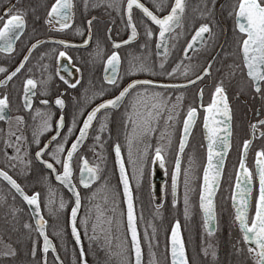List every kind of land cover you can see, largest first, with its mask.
Segmentation results:
<instances>
[{
  "label": "snow or ice",
  "instance_id": "1",
  "mask_svg": "<svg viewBox=\"0 0 264 264\" xmlns=\"http://www.w3.org/2000/svg\"><path fill=\"white\" fill-rule=\"evenodd\" d=\"M215 5V0H210ZM209 0H205L204 7L199 9V16L202 18L198 26H194L191 39L186 41V46L182 49L183 54L187 56L189 50L196 48L197 44L201 46H208L210 42L214 43L216 39V32L213 24L212 9L208 7ZM87 0H85V8H87ZM94 7L96 5H93ZM113 4H109V7H113ZM73 0H53L49 9L47 10L45 23L53 25L56 21L58 28L56 30H64L71 27V21L73 16ZM134 8L139 9L142 13L144 27V35L146 37L145 43L141 47H147L148 42L154 40L155 48L157 49V56L159 59V69L165 73L168 77H172L176 73H181L186 78L191 71L190 65H184L181 61L177 63L175 67H171V71L165 67L168 57L170 55V49L175 47L174 40L178 39L182 34L177 32V29H181L184 26L185 15L188 8L187 0H169L167 5L155 4V11L150 9L141 2V0H126V4L122 6L123 15L126 16L124 21L125 27L130 29V34L126 40L119 42H113V49H119L121 45L130 44L132 41L137 40L140 35L138 31V24L134 19ZM158 12L164 14H157ZM229 16L233 19V33L234 42L236 45L235 53L233 54L239 62L234 59L232 64L227 65L229 77H234L236 71H239L244 80L246 81V87L252 93L253 97H259L264 102V0H234L229 11ZM27 11L23 8H19L14 4H10L0 12V52L6 54H12L15 52L16 42L23 36L27 27ZM95 17L87 21V39L83 40V45L87 46L91 40L92 24ZM155 26V27H153ZM55 27V26H54ZM77 33L83 35L81 29H76ZM111 29H109V32ZM44 43L41 40H36L31 44L28 49V54L23 56L19 64L11 72L7 68L0 66V73H4V78L0 80V86H5L13 78L17 77L22 70L26 69V65L30 61L33 50ZM52 43L62 45L65 48L72 46L67 40H53ZM162 50V51H161ZM57 61H62L64 58L71 60L68 53L64 50L57 51ZM102 49L99 42H97V50L93 54L94 56H101ZM46 54L41 55V59ZM227 55V54H226ZM215 63V57L207 61V66L203 67L199 74L193 73L195 79L187 78L186 85H194L197 81H201L204 77L211 75L213 64ZM122 59L119 51L113 50L110 55L107 56L104 63V77L103 80L106 85L116 89L117 94L111 95L110 98L101 99V102L97 103L91 110L87 112L86 116L82 119V123L78 125L75 114L73 115L71 126H66L64 109L66 108L65 95L68 94L69 89H76L80 84V79L70 81L66 77L60 74V69L68 68L66 63L58 64L56 69V75L59 79L68 85L63 92L55 95L54 100L49 99V82L52 80V75H49L47 79H36L33 76H28L22 84V101L23 108L31 111L33 109V98L37 96L39 91L40 96L43 97L40 103L44 105V108L35 109L33 115V122L35 127L33 128L32 138L33 142L38 146L34 153H29L26 147L27 137L24 135V128L26 125L25 117L23 115H17L11 117L7 114V110L10 108L9 94L4 92L0 95V120H6L9 124L8 136L4 140V144L8 148L14 149V154L9 155L5 152L7 158V164L10 168H17L23 166L24 169H31L33 160L42 165L51 174H55V180L60 184L67 187V189L74 196V205L71 207L70 224L71 235L75 238V244L80 245L78 255L73 253V264H87L85 258V250L81 243L80 226L84 229V234L87 235L90 224V217L85 214L84 217L79 219L78 224V211L81 208V193L78 190L77 183H74V169L77 167L74 157H77L80 161L78 166L79 180L78 184L82 185L85 189L99 181L101 178V164H90L86 157L80 156L79 149L83 142L89 137L90 130L96 132L94 137L95 144H100L103 147L101 133L108 130L109 114L112 109L123 108L122 127L126 131V142L128 145V161L133 165V176L137 180L139 185L141 178L144 175V160L148 156V146L145 145L143 152L139 153L137 157L133 156V146L135 144L143 142L144 138L156 130V126L162 117L163 113H167V121L175 122L178 115L177 109L180 105L183 94L177 95L175 102L172 101L170 96L165 95L164 92L156 90L157 84L151 79H133L127 83L126 86L119 84L121 78L120 68ZM155 63L152 65L147 64L143 60L130 63L126 72H153L155 71ZM48 65L39 64V69L43 72L47 70ZM31 72V69H27ZM76 71H81L76 68ZM72 75V73H69ZM177 84L161 85L163 88L177 89L184 87ZM94 95L104 97L105 93L103 89L98 90ZM199 95L203 98V89H200ZM74 102L76 98H72ZM55 106L59 111L57 119H53L54 113L49 110L50 106ZM204 107L203 105H201ZM264 106V104H262ZM102 116L98 114L102 113ZM197 108L189 107L187 109L186 116L183 118V135L179 139L178 154L175 158V167L171 173V190L173 195L172 203L176 204V193L178 178L181 174V158L185 150V146L188 142L191 129L196 121ZM15 121L16 129L13 130L12 122ZM38 120V123H37ZM204 129H206L207 139V163L203 168V184L199 195V206L203 210L204 226L207 230V235L212 236L214 228L212 221L216 220L215 202L214 197L220 184L222 171L224 167V158L231 147V137L233 134L232 120L233 113L232 107L228 101V94L224 84V78L222 77L218 83H216L214 92L211 95V102L205 107L204 115ZM94 121L98 123V130L94 128ZM78 127V134L71 141L70 146L69 136L74 134V129ZM171 125H166L165 132ZM66 128V133H62L61 130ZM251 135L254 139L257 133V129H261L259 135L264 138V119H258L250 125ZM54 131V134L50 136L48 143H44L40 146V136L46 132ZM19 133V134H18ZM165 139V134L162 133L161 140ZM251 139H244L242 141V154L239 159V167L236 172V183L232 194L233 206L235 208V215L233 223L238 225L240 239L236 242L239 247L234 245V249L237 253L246 256L251 264H264V147L256 151L255 164L256 172L246 165V157L248 150L251 146ZM171 145L170 136L167 138L166 143L160 142L157 144L154 150V156H152V162H159L161 168L165 167L166 151L167 147ZM115 162L119 167L120 181L123 184V195L127 202V231L130 233V247L123 245L121 249L122 264H142V248L140 237L137 229V216L135 212L133 193L129 182V175L126 170L125 160L121 154V144L119 142L114 144ZM191 159V158H190ZM189 169L184 170V204L185 218L189 215ZM254 176L258 177V195L254 198V204L250 205V198L252 197V183ZM0 178L11 186L16 193L22 197L27 206L32 208V214L35 219V231L38 236L43 237L42 253L44 254L43 264H47L46 254L51 249L56 251L55 246L52 244L49 236L45 230L47 221L41 214V193L39 191H33L31 194L25 192L22 185L17 181L13 175H10L4 168H0ZM47 180L48 177H45ZM107 187V184H105ZM94 195V194H93ZM15 199V196L13 197ZM4 203H7L6 197L3 198ZM65 202L61 199L59 203V210L65 208ZM250 206L253 211L250 212ZM11 207V206H10ZM19 211V209L12 208V214ZM49 211H53L49 208ZM104 212L96 206V221L91 223V230L93 235L89 237L91 242L100 240L99 233H104V243L109 246L110 239L103 227L104 224ZM142 218V217H141ZM110 224L111 221L109 220ZM23 228L31 232L33 225L31 223H24ZM147 235V233H145ZM127 239V237L125 238ZM103 246V245H102ZM5 250L0 252V255L5 257L17 256V250L10 244L4 245ZM30 256L33 260H36L38 253V246L36 241H32L29 249ZM203 252L205 256L211 255L214 259L217 257V251L215 246L208 243ZM127 253L125 256L124 254ZM170 253L171 264H189V259L186 255L185 241L181 233V224L177 220L171 228L170 234ZM134 255V261L131 259ZM58 264H63L59 255L55 258ZM36 264H40L39 261Z\"/></svg>",
  "mask_w": 264,
  "mask_h": 264
},
{
  "label": "flooded vegetation",
  "instance_id": "2",
  "mask_svg": "<svg viewBox=\"0 0 264 264\" xmlns=\"http://www.w3.org/2000/svg\"><path fill=\"white\" fill-rule=\"evenodd\" d=\"M52 2L53 0H0V12H2V10L10 4H14L17 7L23 8L27 11V27L25 29V32L23 36L16 42L15 52H13L12 54L0 52V66L7 68L9 72L13 71L15 67L18 66L20 60L23 59V56L28 54V49L31 47L32 43H34L36 40H41L44 42L38 47V49L33 50L30 61L26 65V69L22 70V72L19 73L17 77L13 78V80L8 82L5 86H0V95H2L4 92H7L9 94L10 108L9 110H7V114L11 117H15L17 115H23L25 117L26 125L24 128V135L27 137L26 147L28 148L29 153H34L38 148V146L33 142L32 138L33 128L35 127V124L33 122V115L35 114V109L44 108L45 106L40 103V100L43 97L40 96V93L38 91L37 96L33 98V109L29 111L23 108V81L30 75L38 80L47 79L49 75H52V80L49 82L48 87L49 99L54 100L55 95L63 92L65 88H68V85L64 84V82L59 79V76L56 75V69L58 64L66 63L68 65V68L64 69L63 67H61L60 74L64 75L66 79H69L70 81L80 79L81 82L79 85H77L76 89H69L68 94H66L64 97L66 100V108L64 109L65 124L66 126H71L73 115L75 114L77 123L79 125L80 123H82V119L86 116L87 112L91 110V107H94L97 103L101 102V99L110 98L111 95L117 94L116 89L106 85L103 80L104 63L106 61L107 56L110 55L113 50L119 51L122 59V64L120 68V75L122 79L119 82L121 86H126L127 83L131 82V80L133 79H151L155 82L186 84L187 78L195 79L193 73L199 74L201 69L207 66V61L215 57V63L213 64L211 75L204 77L201 81H197L194 85H187L177 89L156 88V90L162 91L165 93V95L170 96L173 102H175L177 95H180L181 93L183 94V99L177 109L178 115L176 116L175 122L167 121V113H163L161 119L159 120L156 126V130H165L166 125H171V127H169L168 129L173 131V142H175V144L177 143L178 145L179 139L183 133V118L186 116L187 109L191 106L197 108L198 115L188 137V142L190 141L191 133L194 130L196 131L197 128H199V130L201 129L203 139L202 124L203 117L205 114V107L208 103L211 102V95L214 92L215 85L222 78L223 68L227 67V65L229 64H232L234 59H236V57L233 55L236 50L233 33V19L229 16V11L231 10V5L234 0H215L214 7L209 0L208 7L212 9L213 13L210 19H212L213 24L216 25V27L214 28L216 32L215 42H210L208 46H201L200 44H197L196 48L193 50H189L187 56H185L183 54L182 49L186 46V41L191 39L194 26H198L199 22H201L202 18L199 16V9H202L205 3V0H187L188 8L185 15L184 26L183 28L176 30L177 32H180L182 34L179 36L178 39L173 41V43H175V47L170 49V55L165 65L168 71H171V67H175L176 64L180 63L181 61L184 65H190L191 71L188 73L187 78L179 72L174 74L172 77H168L165 73L161 72V70L159 69L160 57L156 54L157 49L155 48L154 40L148 42V46L146 48L141 47V45L145 43L146 37L144 35L145 24L143 22L142 13L139 9L134 8L133 13L134 19L138 24V31L140 33L137 40L132 41L130 44L127 45H121L119 49H113V42L126 40L128 35L130 34V29H127L124 23V21L126 20V16L123 15L122 10H120L122 6L126 4V0H87V8H85V0H73L74 8L72 10L73 16L71 21V27L64 30H56V28H58V24L56 21L53 22V25H48L44 22L47 10L49 9ZM141 2L145 3L147 7L155 11V4L159 3L162 5H167L169 0H141ZM109 4H113L114 6L109 7ZM93 5L96 6L94 7ZM157 14L164 13L158 12ZM93 17H95V20L93 21L91 28V40L89 41V44L85 46L83 45V40L88 38L87 21ZM77 28L81 29L84 34L81 35L77 33ZM109 29H111L110 32ZM61 39L67 40L70 42V44H75L77 46H69L65 48L62 45L52 43L53 40ZM97 42H99L100 48L103 50L101 56L93 55L97 50ZM53 49H56L57 51H66L68 53V56L71 57V60L64 58L62 61H57V52H54ZM42 54H46L43 56V59H41ZM140 60H143L149 65L155 63L156 67L154 73L126 72V69H128L130 66V63L134 61L138 63ZM236 62H239L238 59H236ZM41 63L48 65L47 70L42 72L39 69V64ZM76 68H79L81 71L77 72ZM27 69H31V72L27 71ZM69 73H72V75H69ZM3 78L4 73H0V80H2ZM100 89L104 90V97L94 95V93H96ZM200 89H203L202 99L199 95ZM73 97L76 98V101H78V103L73 101ZM257 97L258 96H256L257 106L254 112L255 119L251 121V124L254 123L256 120L261 119L264 115V112H261L260 99L258 100ZM201 105H203L204 107H202ZM257 109H259L260 112L258 117L255 116ZM49 110L54 113L53 119H57L59 116V111L56 109V107L54 105L50 106ZM123 111V108L112 109L110 111L108 130H106L104 133H101V143L103 144V151H100V144H95L94 137L96 135V132L90 130L89 137L83 142L81 148L79 149V153L80 156L86 157L90 164H94V162L97 163L100 161V159H104L106 162L112 163L114 167L113 169L115 171L113 148L114 144L119 142L121 144V154L125 160L126 170L129 175V168L127 166L128 145L126 142V131L125 128L122 127ZM102 115L103 112L98 114V116ZM16 127L17 126L15 124V121L13 120V130H15ZM98 127V123L94 121V128L98 130ZM8 130V121L0 120V168H4L6 171L9 172L10 175H13V177L16 178L18 182L25 184V187L27 188L25 192H27L28 194H31L33 192V189L37 187L44 190L45 181H48L49 178L53 180V178L52 175L49 176L48 170H46L35 160H33L30 170L24 169L23 166H18L17 168L8 167L5 152H7L9 155L14 154V149L8 148L4 144V140L8 136ZM250 131L251 128L249 132ZM61 132L66 133V128L62 129ZM52 134H54V131L46 132L41 135L39 137L41 141L40 146H43V144L50 139V136ZM77 134L78 127L74 129V134L72 136H69V143L68 145H66V147L70 146L71 141L75 138V135ZM151 141L154 140L152 139ZM135 145L138 148L145 146V138L143 142ZM176 154H178V152H175V156ZM182 154L180 155V158L182 157ZM74 161H76L77 164V167L74 169V183H77L78 190L81 193L82 191L89 190L97 181L90 188L82 189L78 184V166L80 164V161L77 157H74ZM152 164L153 162H151V165L149 167L150 190ZM163 169L165 181L162 186L161 202L157 206H162V204L165 202V188L170 189L171 200H173L171 190V174L168 178L166 167H164ZM45 177H48V179L46 180ZM130 179L131 178L129 176L130 186L132 189ZM179 182L180 176L178 178V190ZM2 184H4L7 188L11 189L9 185L0 178V193L2 190ZM177 195L175 198L176 201ZM176 205L177 202L173 206ZM199 213L201 214L200 211ZM215 213V231L212 236L207 235L202 214L201 224H198V221L196 220L190 219L181 224V233L184 241L185 238H188V248L186 244L185 248L186 255L189 259V264H206V257L204 256V253L202 251L203 245H201V240L203 241L202 238L204 234L205 236L213 237L218 232L219 226L217 224L216 206ZM176 221H174L171 226L168 227V229L167 226L164 225L163 233L166 234L167 241V246L165 247L166 250H162L160 246L159 249L154 252L153 257L151 256V258H148V256L144 253L143 246L141 243L142 264H150L149 259H152V264H171L169 254V234L173 224ZM124 228L126 232V237L128 239L125 220ZM137 229L141 242L140 234L142 233V226L141 228L139 227L138 221ZM217 240L221 241V234L217 236ZM110 262V264H116L117 260L111 257Z\"/></svg>",
  "mask_w": 264,
  "mask_h": 264
},
{
  "label": "trees",
  "instance_id": "3",
  "mask_svg": "<svg viewBox=\"0 0 264 264\" xmlns=\"http://www.w3.org/2000/svg\"><path fill=\"white\" fill-rule=\"evenodd\" d=\"M227 72L228 68L224 67L222 71L224 76L222 75V77L224 78L228 99L232 107L233 134L231 137V147L228 151L223 168L221 183L215 196L217 224L219 226L218 232L213 237H208L204 234L202 238L203 241L201 240V245H203L202 251L208 243L215 246L217 251V257L215 259L211 257V255H204L206 257V264H251V261L246 256L237 253L234 249V245L236 247L240 246L236 243L240 239V233L238 225L233 223L234 212L231 207V196L237 167L239 165L242 141L248 139L247 126L253 119H255L254 112L257 103L256 97L254 98L252 93L246 87V81L242 74L239 71H236L234 77H229ZM262 104H264V102L260 100L261 112H264V106H262ZM200 131L201 129L199 130V128H197L196 131L194 130L191 133L190 141L187 143L181 157V168L184 167L185 158L187 154H189V151L191 152L193 149V152L195 148L199 146L204 150V140L201 141ZM190 147L192 148L190 149ZM261 147H264V138L262 137L255 139L249 149L246 158V165L250 169L253 168L255 153L260 150ZM172 149V153L170 154L173 158L172 160H174L172 161L173 164L176 158L175 152H178L179 144H174ZM100 151H103V147L101 146ZM204 154L205 152L202 153V157L205 161ZM170 162L171 161L166 157L165 167L170 166ZM99 163L102 168L100 180L89 190L81 192V208L78 215V224L79 219L84 217L85 214H88L90 217L87 235L84 234V229L80 226L81 241L88 264H110L111 257L117 260L116 264H122V257L120 255L121 249L123 245L129 246V242L128 239H125L124 206L121 190L112 163L106 162L104 159H100ZM148 165L149 162L147 166ZM146 172L148 173V170ZM143 182V187L139 188L135 187L131 180L139 227L141 228L144 220L155 222V224L156 222L159 223L156 225L154 224L156 229L163 227L164 225L170 227L176 220H179L180 224H182L183 220L180 214L170 208L167 209L165 202L162 206H157L154 202L151 190L149 191L148 189V179H143ZM19 183L26 191V185L21 182ZM105 184H107V187H105ZM44 188L45 189L42 190L37 187L33 189V191H39L41 193V213L47 221L45 230L49 238L52 240L57 255H59L63 264H73V253L75 252L77 255L78 253L71 238L68 226V216L72 207L71 197L63 187L57 185L51 178H49L48 181H45ZM168 190L169 188L165 190L166 195ZM14 196L15 199H13ZM5 197L7 203H4L3 201V198ZM61 199H63L66 205L63 210H59ZM253 199L254 198H252V201ZM190 203H193V206L189 210V219L196 220L198 221V224H201V214L198 210L196 198H193ZM96 206H99L104 212L103 227L110 239V251L109 246L104 243V233L98 232L101 237L99 241L91 242L89 240V237L93 235L91 223L96 221ZM12 208L19 209V211L15 212L13 215ZM49 208H52L53 211L50 212ZM109 220L111 221L110 224L108 223ZM24 223H31L33 225V230L29 232V230L24 229ZM150 224L152 225V223ZM219 234H221V241L217 240ZM140 236L145 253V246L142 241L143 234L141 233ZM157 237L161 240L162 244L164 242L167 244L165 233L161 234L159 232ZM34 240L38 246V253L35 261L30 256L29 252L32 241ZM5 244H10L15 248L17 250V256L5 257L0 255V264H36L37 261L41 264V240L35 231V226L30 213L23 201L11 189L2 184V190L0 193V252L5 250ZM185 244L188 248L187 238H185ZM165 247L163 250H166ZM124 255L126 256L127 253ZM47 264H58L51 253L47 254Z\"/></svg>",
  "mask_w": 264,
  "mask_h": 264
},
{
  "label": "rangeland",
  "instance_id": "4",
  "mask_svg": "<svg viewBox=\"0 0 264 264\" xmlns=\"http://www.w3.org/2000/svg\"><path fill=\"white\" fill-rule=\"evenodd\" d=\"M250 124H248V126H247V134L250 130ZM162 133L165 134V139L163 141L161 140ZM172 135H173V131L167 129V132H165V130H155L154 132H152L151 134H149L148 136L145 137V145L148 146V156H147V159L144 160V175L141 178L139 185H137V180L133 176V165L128 161V158H127V166L129 168V173H130L129 176H130L132 183L135 187H141L142 188L143 184H144L143 179L146 178V179H148L147 185H148V189L150 191V173H149L148 166L150 167V165H151V162H152L151 158L154 155V150H155V147L157 146V144L160 142L166 143V140L169 136L171 138V145L169 147H167L166 157L171 162H170V166L166 167V169H167V174H169V175L171 174L172 168L174 166V163L172 164V161H174V160H172L173 158H172L170 153H172V150H173L172 148H173V145L175 144V142H173L174 138ZM200 136H201V141H203L201 131H200ZM152 139L154 141H151ZM144 147L145 146L138 148L136 145H134L133 149H132L133 156L137 157L139 155V153L143 152ZM191 148L192 147H190V149ZM192 150H191V152L189 151V154H187V156L185 158L184 167L181 168L180 182H179L180 186H179L177 201H176L177 205L175 207H173V205H171L172 200H171L170 189L168 190L167 195H165L166 199H164L167 209L170 208V209L174 210L176 213L180 214V216L182 217V220H183L182 223L189 220V215L187 218H185V215H184V210H185V204H184V194H185L184 170L189 169V165L191 164V168L189 170V177H188L189 178V184H188L189 204H188V209L190 210V208L193 206V203L191 204L190 201H192L193 198H196V202L198 205V195H199V188H200V181L199 180H201V173H202L201 167L203 169L202 165H204L203 162H205L203 157H202V153L205 152V147H204V150H202V147H200V146L195 148V150L193 152H192ZM127 151H128V147H127ZM149 161H150V163L147 166ZM147 170H148V173L146 172ZM251 170L253 171V168H251ZM169 175L167 176L168 178H169ZM199 177H200V179H199ZM196 185H197V187H196ZM253 185L254 186H253V193H252V197H251V205L254 204V199L252 201V198H255L257 196V188H256V184H255V178L253 179ZM166 187H167V185H166ZM166 189L167 188H165V190ZM196 190H197V192H196ZM251 211H253V208L250 206V212ZM150 223H152V225ZM154 224H155V222H152L149 220H144L143 225H142V234H143L142 241L144 243L145 253L148 256V258H151V256L153 257L154 252L157 251L160 246H161L162 250L164 249L165 246H167L166 242H164L162 244L161 240L157 237V234L159 232L161 234H164L163 233L164 226L156 229L155 225L159 224V223L156 222V224L155 225ZM185 225H186V223H185ZM167 229H168V226H167ZM145 233H147V235ZM149 261H150V264H152V259H149Z\"/></svg>",
  "mask_w": 264,
  "mask_h": 264
},
{
  "label": "water",
  "instance_id": "5",
  "mask_svg": "<svg viewBox=\"0 0 264 264\" xmlns=\"http://www.w3.org/2000/svg\"><path fill=\"white\" fill-rule=\"evenodd\" d=\"M70 45H72V46H77V45H75V44H70ZM123 45V44H122ZM142 80H145V79H142ZM156 84H157V88H163V87H160L161 85H165V84H167V85H172L173 83H164V82H156ZM177 85H181V86H184V85H186V84H177ZM167 89H169V88H167ZM257 99L259 100V97H257ZM259 109H257V111H256V114H255V116L256 117H258L259 116ZM205 115V114H204ZM204 118V117H203ZM261 119H264V115H263V117L261 118ZM203 124H204V120H203ZM203 124H202V131H203V139H204V146H205V163H204V166H206V163H207V139H206V129H204V126H203ZM261 130L260 129H257V133H256V136H255V138L254 139H258V138H260L261 136L259 135V132H260ZM182 135H183V133H182ZM248 139H251L252 140V143H253V141H254V139L252 138V135H251V131L249 132V138ZM50 140V139H49ZM49 140L46 142V143H48L49 142ZM252 143H251V145H252ZM82 146V145H81ZM251 147V146H250ZM230 149V148H229ZM250 149V148H249ZM229 151V150H228ZM228 151H227V153H226V155H225V158H224V164H225V160H226V157H227V154H228ZM249 151V150H248ZM241 154H242V150H241ZM248 154V153H247ZM181 155V154H180ZM241 156V155H240ZM247 158V157H246ZM113 159H114V166H115V171H116V174H117V178H118V182H119V186H120V190H121V195H122V200H123V206H124V220H125V226H126V230H127V202H126V198L124 197V195H123V184H122V182L120 181V175H119V167H118V165L116 164V162H115V152H114V148H113ZM255 159H256V156L254 157V163H253V171H254V173L256 172V164H255ZM204 166H203V168H204ZM174 167H175V164H174ZM238 167H239V165H238ZM238 167H237V170H238ZM224 168V167H223ZM174 169V168H173ZM237 172V171H236ZM222 173H223V171H222ZM52 175V178H53V181L55 182V183H57V184H59L60 186H62L63 188H64V190L69 194V196L71 197V200H72V206L74 205V196L72 195V193L67 189V187L66 186H64V185H62V184H60L58 181H56L55 180V174H51ZM78 177H79V175H78ZM221 178H222V176H221ZM2 179V178H1ZM3 180V179H2ZM255 180H256V186H257V192H258V177H256L255 176ZM164 181H165V176H164V169L163 168H161L160 167V165H159V162L157 161V162H155V163H153L152 164V171H151V193H152V196H153V199H154V202L157 204V205H159L160 204V202H161V198H162V186H163V183H164ZM6 182V181H5ZM130 182V181H129ZM7 183V182H6ZM95 183V182H94ZM93 183V184H94ZM220 183H221V179H220ZM235 183H236V177H235V182H234V186H235ZM8 184V183H7ZM92 184V185H93ZM202 184H203V169H202V173H201V180H200V188H199V195H200V191H201V187H202ZM91 185V186H92ZM90 186V187H91ZM219 186H220V184H219ZM234 186H233V190H232V194H233V191H234ZM9 187L11 188V186L9 185ZM80 187L82 188V189H85L82 185H80ZM177 187H178V185H177ZM252 191H253V184H252ZM218 189H219V187H218ZM218 189H217V191H216V194H217V192H218ZM14 192H15V190L14 189H12ZM177 190H178V188H177ZM16 193V192H15ZM16 195L23 201V199H22V197H20L19 196V194L18 193H16ZM176 195H177V193H176ZM216 196V195H215ZM176 198V197H175ZM251 199V198H250ZM214 202H215V197H214ZM23 203L26 205V207H27V209H28V211H29V213H30V216H31V218H32V220H33V223H34V226H35V217L33 216V214H32V208L31 207H29V206H27V204H26V202L25 201H23ZM135 206V205H134ZM198 207H199V211L201 212V214H202V216H203V210L200 208V206H199V197H198ZM231 207H232V209H233V211H234V213H235V208H234V206H233V201H232V196H231ZM80 210V209H79ZM70 213H71V209H70V212H69V216H68V226H69V231H70V235H71V224H70ZM78 214H79V211H78ZM204 220V219H203ZM215 222H216V220H214V221H212V226H213V228H214V231H215ZM175 224V223H174ZM173 224V225H174ZM207 231V230H206ZM214 231H213V233H214ZM170 234H171V231H170ZM170 234H169V254H170V262H171V253H170ZM127 235H128V240H129V244H130V233L127 231ZM40 237V236H39ZM71 238H72V240H73V242H74V244H75V238L71 235ZM50 239V238H49ZM40 240H41V264H43V259H44V254L42 253V248H43V237H40ZM51 240V239H50ZM51 242H52V240H51ZM81 243H82V241H81ZM52 244H53V242H52ZM54 245V244H53ZM75 246H76V249H77V253H78V251H79V247H80V245H77V244H75ZM48 253H51L52 254V256L55 258L56 256H57V252L55 251V252H53L51 249H49V252ZM47 253V254H48ZM47 254H46V259H47ZM132 260L134 261V255H132Z\"/></svg>",
  "mask_w": 264,
  "mask_h": 264
}]
</instances>
